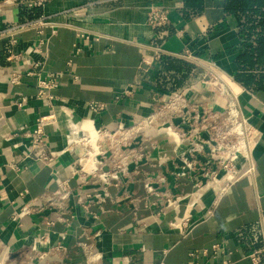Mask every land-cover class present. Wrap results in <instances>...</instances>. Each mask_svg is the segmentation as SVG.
Masks as SVG:
<instances>
[{"label": "crops", "instance_id": "1", "mask_svg": "<svg viewBox=\"0 0 264 264\" xmlns=\"http://www.w3.org/2000/svg\"><path fill=\"white\" fill-rule=\"evenodd\" d=\"M187 1L45 0L42 13L52 26L16 36L14 50L22 60L8 62L10 39L0 42V233L11 248L8 264H253L252 255L264 264V93L247 91L234 80L240 17L225 10V0ZM152 4L167 11L166 26H149ZM18 23L20 6L1 3L0 31ZM68 23L91 38L81 42L84 50L77 56H72L77 32L64 26ZM42 41L41 53L27 54ZM187 51L197 58L196 64L183 58ZM144 58L153 62L148 69H143ZM31 63L41 64L43 76L58 79L53 100L37 98L36 77L11 84L12 74L27 71ZM169 63L176 68L166 70ZM212 76L239 95L244 116L258 132L254 172L222 198L213 190L205 191L199 205L190 210L185 199L206 186L208 176L223 174L210 157L209 145L226 131L229 98L209 87L205 78ZM131 85L140 90L117 100ZM172 88L184 91L191 109L207 111L204 123L191 127L172 118L164 128L148 130L136 142L143 159L109 189L104 205L92 202L86 211L77 203V196L100 190L91 180L82 184L72 179V196L65 201L55 198V176L70 177L69 167L81 154L79 149L66 152L70 134L92 125L109 132L120 124L131 126L133 120L153 113L156 102ZM22 99L27 102L21 108ZM90 102L107 108L95 115ZM51 115L55 121L45 128V144L55 156L53 163L23 162L31 139L21 130L32 131L39 118ZM169 127L182 138L181 144ZM193 128L199 135L191 136ZM192 142L203 146L193 156ZM184 158L193 169L181 176ZM14 163L19 172L10 168ZM148 185L154 194H149ZM25 191L28 196L20 200ZM31 200L39 204L23 226L12 224L14 210ZM169 200L185 201L169 207ZM189 216L196 226L182 238L173 225ZM44 239L48 242L43 244ZM60 245L64 250L57 251ZM214 246L222 249L215 251ZM95 255L102 259L92 262Z\"/></svg>", "mask_w": 264, "mask_h": 264}, {"label": "built area", "instance_id": "2", "mask_svg": "<svg viewBox=\"0 0 264 264\" xmlns=\"http://www.w3.org/2000/svg\"><path fill=\"white\" fill-rule=\"evenodd\" d=\"M5 3H12L19 5L15 0H7ZM45 0H34L28 4L29 8H42ZM20 6V5H19ZM169 23L168 13L164 8L152 4L148 12V24L153 29H158L166 26ZM52 26V23L47 17L42 15L39 19L27 22L18 23L10 28L0 31V42L5 39H10V48L8 49L7 61L10 63L22 60L23 56L16 53L14 48L17 45L16 36L20 33L31 29H44ZM65 27L76 30L78 43L74 45L72 56L80 54L84 47L81 46L82 41H90V36L81 28L76 27L74 23H68ZM40 34H43L40 31ZM45 42H41L37 46H31L26 52L27 54L41 53V47ZM29 52V53H28ZM28 56V55H26ZM160 57L157 56L156 60ZM184 59L196 64L197 58L189 51L183 56ZM71 61L69 66H71ZM153 62L147 58L143 60V69H148L152 66ZM40 63H31L29 68L24 72H14L11 76V84L18 85L22 82L24 77H36L38 94L37 98L40 100H53L51 92L60 87L58 79L51 76H43L40 72ZM210 88L217 90L221 95L229 98L226 106V131L217 134L213 138V144L209 145V154L212 160H216L222 168L223 174L217 177L212 174L206 186H199L196 192L186 198V206L190 210L196 208L205 191H215L217 198H222L228 194L230 189L239 182L242 178L252 175L254 167L252 165V154L258 145V132L249 123V120L244 116L243 110L239 103V95L236 94L230 86L225 84L219 77L212 76L205 78ZM139 86L131 85L126 91L117 97V100L126 96H132L135 92L139 91ZM162 100L156 102L153 113L148 116L140 117L133 120L131 126L120 124L115 132L97 129L95 126H89L91 129L84 127L78 131L73 132L68 137V148L66 152L80 150L81 154L77 158V162L70 168V177L55 176L56 178V191L55 198L65 201L72 196L73 190L71 187V180L78 179L82 184L88 180L93 181L100 187V190L93 194H82L77 196V203L81 205L86 211L92 202L102 206L110 198L109 189L116 186L118 182L130 172L133 164H138L144 157L142 153L136 150V142L141 136H144L148 130L164 128L172 118H178L184 125L191 127L204 123L207 111L202 112L191 109L190 103L184 91L170 92L164 96ZM27 99H22L18 103V107H23ZM89 109L95 115H100L105 112L107 106L103 103L90 102ZM55 121V116L39 118L32 131L22 129L26 135L30 137V143L23 154V162L28 160H36L46 165H51L54 161V154L51 153L45 144V128L48 124ZM207 129V126L205 127ZM169 131L174 138H177L176 143H182V138L178 135L173 128L169 127ZM209 131V129H207ZM174 131V132H173ZM192 135H199V129L193 128ZM192 150L190 154L193 156L203 150L202 144L199 142H192ZM184 172L180 174L185 176V170H192V163L184 158ZM10 168L19 172L20 168L17 164H12ZM149 194H154L152 186H147ZM28 196V192H22L19 195L20 200H24ZM185 200L168 201V206H178L184 203ZM38 201L31 200L22 206L16 208L11 218V223L18 227H22L24 220L29 217L34 208L37 207ZM213 215V210L208 212V216ZM98 217L95 216V219ZM60 221H64L60 219ZM68 222V221H66ZM48 225H53L49 223ZM195 223L191 217H186L179 223L173 225L179 232L182 238L189 237L194 228ZM65 239V238H63ZM41 242L47 243L48 240L44 239ZM57 251L64 250V246L60 245L56 248ZM215 251L221 250V246H214ZM11 248L3 241L0 233V264H8L11 259ZM194 256V254L192 255ZM253 264H259L255 255L251 256ZM102 257L95 255L92 262L100 261Z\"/></svg>", "mask_w": 264, "mask_h": 264}, {"label": "trees", "instance_id": "3", "mask_svg": "<svg viewBox=\"0 0 264 264\" xmlns=\"http://www.w3.org/2000/svg\"><path fill=\"white\" fill-rule=\"evenodd\" d=\"M5 1L7 0H0V4ZM15 1L20 5V23L37 20L43 15L42 8L28 7V4L34 0ZM224 7L227 12L237 14L241 20V44L236 59L237 71L234 80L247 91L264 93V0H225ZM173 64L169 63L166 70L175 69L176 66ZM182 64L180 62L179 65ZM172 82L174 85L177 84L175 80ZM177 86H181L179 81ZM175 91L179 90L173 88L168 90V92Z\"/></svg>", "mask_w": 264, "mask_h": 264}, {"label": "bare ground", "instance_id": "4", "mask_svg": "<svg viewBox=\"0 0 264 264\" xmlns=\"http://www.w3.org/2000/svg\"><path fill=\"white\" fill-rule=\"evenodd\" d=\"M85 129H88L86 126L84 127Z\"/></svg>", "mask_w": 264, "mask_h": 264}]
</instances>
